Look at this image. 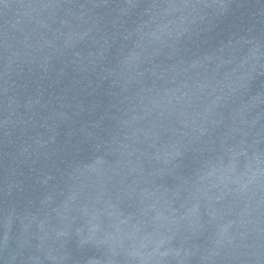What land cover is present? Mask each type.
I'll list each match as a JSON object with an SVG mask.
<instances>
[{
  "label": "water",
  "instance_id": "95a60500",
  "mask_svg": "<svg viewBox=\"0 0 264 264\" xmlns=\"http://www.w3.org/2000/svg\"><path fill=\"white\" fill-rule=\"evenodd\" d=\"M0 264H264V0H0Z\"/></svg>",
  "mask_w": 264,
  "mask_h": 264
}]
</instances>
